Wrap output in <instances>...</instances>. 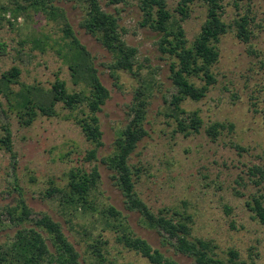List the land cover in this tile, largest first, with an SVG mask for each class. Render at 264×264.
Segmentation results:
<instances>
[{
    "label": "rangeland",
    "instance_id": "1",
    "mask_svg": "<svg viewBox=\"0 0 264 264\" xmlns=\"http://www.w3.org/2000/svg\"><path fill=\"white\" fill-rule=\"evenodd\" d=\"M100 1L105 10L119 16L127 43L138 48L136 74L121 70L113 76L109 68L114 58L112 53L81 26L86 6L79 0L57 2L92 52L102 82L110 90V98L99 113L104 142L98 149L99 159L86 158L95 146L87 140L74 117L76 113L82 115V107L72 113L58 104L55 116L41 115L32 125L24 126L17 111L0 92V132L3 123H10L16 153L15 160L0 146V208L16 204V185L24 191L35 212H48L62 225L81 254V264H152L137 251L123 246L117 233L98 221L99 210L92 213L74 207L65 209L59 197L48 196L52 186L67 185L72 168L91 171L98 166L100 210L108 204L115 206L126 216L135 234L180 264H195L193 258L163 246L158 231L145 226L138 212L126 208L113 171L100 160L114 152L115 140L130 122L132 107L140 93L147 103L148 135L139 143L130 161L140 169L136 183L141 197L155 212L165 207L188 210L194 217L193 233L213 241L221 257L228 259L229 250L235 249L242 259L264 264V224L246 204L252 194L264 189V180L256 184L258 178L250 170L255 166L264 167V0H222L225 8L222 17L231 26L216 44L220 58L211 72L217 81L202 99L187 98L180 103L186 112L180 115L181 119L194 113L202 119L198 131L188 124L183 130L178 124L179 111L172 105L173 96L178 93L172 79L173 58L162 51L158 32L143 26L145 12L141 0L117 4ZM181 1L166 0L167 8L178 19L182 17L178 8ZM189 11L181 23L192 43L207 18V3L194 0L189 3ZM244 14L251 18L249 41L238 36L235 24ZM39 38L43 41L42 48L34 44ZM60 46L66 47L62 24L49 20L44 13L20 17L14 25L3 21L0 80L3 73L19 67L20 84L13 85L15 90L22 84L50 87L57 76L67 81L70 90L78 89L68 65L58 53ZM194 81L197 85L204 84L200 78ZM214 123L226 125L216 138L207 133ZM227 207L231 208L230 212ZM16 231L13 226L0 230V243L13 238ZM97 242L102 259L92 249Z\"/></svg>",
    "mask_w": 264,
    "mask_h": 264
},
{
    "label": "trees",
    "instance_id": "2",
    "mask_svg": "<svg viewBox=\"0 0 264 264\" xmlns=\"http://www.w3.org/2000/svg\"><path fill=\"white\" fill-rule=\"evenodd\" d=\"M58 1L61 0H9L7 3L0 0V25L3 21L14 25L20 17H28L32 13H44L49 20L60 22L66 47L63 49L60 46L58 53L68 65L73 82L79 88L70 90L67 81L57 76L50 87L38 83L22 84L19 90H15L13 85L20 84L21 69L12 67L3 73L0 92L8 99L10 107L17 111L24 126L32 125L41 115L55 116L58 104H62L72 113L82 107V115L76 113L74 117L87 140L95 146L89 150L86 158L98 161V149L104 145L99 113L110 98V90L102 82L95 57L75 32L65 10L57 4ZM79 1L87 8L81 26L114 57L109 65L112 75L117 76L116 73L121 70L136 74L134 68L137 64L138 48L124 39L119 16L105 10L100 0ZM123 1L125 0H109V3ZM192 1L194 0L180 2L178 8L181 19L169 11L166 0H141V8L145 12L143 26H149L158 32L162 51L173 58L171 72L178 93L173 96L172 105L179 111V114L176 113L178 124L183 130H186L188 124L198 131L203 124L202 119L196 113L181 119L180 115L186 112L180 108V103L187 98L195 101L202 99L207 95L210 86L216 83L217 79L211 72V67L220 58L216 44L231 25L222 17L225 9L222 0H204L207 3V18L201 32L190 43L181 22L189 16V3ZM250 20V16L244 14L235 21L238 36L246 41H249L252 34L249 31ZM42 42L41 38L34 40L35 46L40 48ZM195 78L203 79L204 84L197 85ZM146 105L143 95L139 93L132 107L130 122L115 140L114 152L100 158L113 171L115 184L124 196L126 208L131 212H138L145 226L158 231L163 246L172 248L176 254L193 258L195 264H259L242 259L235 249L229 250L228 259L221 257L213 241L193 233L194 217L188 210L165 207L155 212L141 197L136 183L140 169L130 159L139 143L148 135L145 128ZM225 127L223 123H214L208 127L207 133L216 138ZM230 127L233 128V124ZM0 146L16 160L13 131L8 122L1 125ZM250 170L258 178L256 184H261L264 180V167L255 166ZM100 183L101 173L98 166H94L91 171L76 167L69 171L65 187L54 185L47 194L49 197H59L65 209L74 207L76 210L92 213L99 210L98 221L105 228L114 230L123 246L137 251L150 263L180 264L173 256L135 234L126 216L115 206L108 204L100 210L97 193ZM15 190L18 192L16 204L0 208V230L9 226L17 228L13 238L0 243V264H81V254L69 240L62 225L48 212H35L24 191L16 185ZM246 204L255 218L264 224V189L252 194ZM230 210L227 207V212ZM92 247L102 259L98 242Z\"/></svg>",
    "mask_w": 264,
    "mask_h": 264
}]
</instances>
